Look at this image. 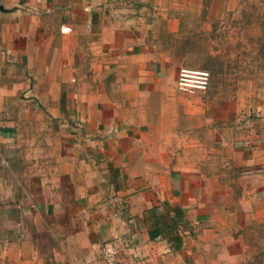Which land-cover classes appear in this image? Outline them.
Segmentation results:
<instances>
[{
    "label": "crops",
    "instance_id": "obj_1",
    "mask_svg": "<svg viewBox=\"0 0 264 264\" xmlns=\"http://www.w3.org/2000/svg\"><path fill=\"white\" fill-rule=\"evenodd\" d=\"M0 4V264H106L108 239L120 264L252 260L264 113L247 130L214 126L209 99L179 89L164 40L209 0ZM22 101L60 119L58 161H20L35 142L32 128L22 137ZM179 151L186 166L167 169Z\"/></svg>",
    "mask_w": 264,
    "mask_h": 264
},
{
    "label": "rangeland",
    "instance_id": "obj_2",
    "mask_svg": "<svg viewBox=\"0 0 264 264\" xmlns=\"http://www.w3.org/2000/svg\"><path fill=\"white\" fill-rule=\"evenodd\" d=\"M181 26L179 37L164 39L174 47L173 56L180 67L211 73L206 90L190 93L202 95L205 101L209 99L208 110L214 126L233 123L243 125V130L249 129L250 122L260 119L259 113H264V0H209V5L202 10L184 13ZM30 103H21L28 118L22 121L20 130L24 137L32 128L35 142L31 149L24 151L25 157L20 161H58V146L62 145L59 143L67 141L59 135L60 119L47 114L35 117ZM9 104L20 107L15 101ZM36 107L42 109L39 105ZM51 127V136L43 134L47 128L50 132ZM49 137L51 141L47 142ZM47 143L50 150L46 149ZM179 152L184 161L172 158L167 169L179 167L181 162L186 166L187 153ZM164 156L173 155L166 151ZM196 162L202 167L201 161ZM260 234L264 241V233ZM240 264H264V246L259 245L252 260Z\"/></svg>",
    "mask_w": 264,
    "mask_h": 264
},
{
    "label": "built area",
    "instance_id": "obj_3",
    "mask_svg": "<svg viewBox=\"0 0 264 264\" xmlns=\"http://www.w3.org/2000/svg\"><path fill=\"white\" fill-rule=\"evenodd\" d=\"M69 28H63L68 31ZM211 73L204 69L182 67L179 70L177 84L180 90L195 92L209 87ZM102 254L106 264H120L119 248L114 240L108 239L102 244Z\"/></svg>",
    "mask_w": 264,
    "mask_h": 264
},
{
    "label": "water",
    "instance_id": "obj_4",
    "mask_svg": "<svg viewBox=\"0 0 264 264\" xmlns=\"http://www.w3.org/2000/svg\"><path fill=\"white\" fill-rule=\"evenodd\" d=\"M0 8H2V5L0 4Z\"/></svg>",
    "mask_w": 264,
    "mask_h": 264
}]
</instances>
